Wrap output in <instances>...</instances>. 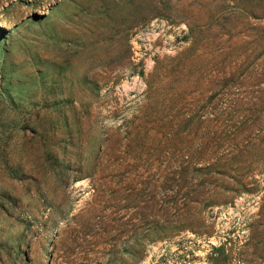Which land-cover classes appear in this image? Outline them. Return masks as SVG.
<instances>
[{
	"label": "rangeland",
	"instance_id": "1",
	"mask_svg": "<svg viewBox=\"0 0 264 264\" xmlns=\"http://www.w3.org/2000/svg\"><path fill=\"white\" fill-rule=\"evenodd\" d=\"M264 264V0H0V264Z\"/></svg>",
	"mask_w": 264,
	"mask_h": 264
},
{
	"label": "built area",
	"instance_id": "2",
	"mask_svg": "<svg viewBox=\"0 0 264 264\" xmlns=\"http://www.w3.org/2000/svg\"><path fill=\"white\" fill-rule=\"evenodd\" d=\"M236 264H244L241 260H239Z\"/></svg>",
	"mask_w": 264,
	"mask_h": 264
}]
</instances>
